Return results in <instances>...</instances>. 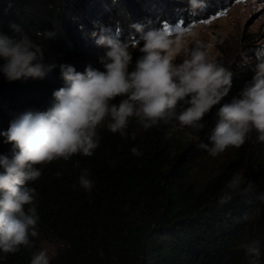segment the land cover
I'll list each match as a JSON object with an SVG mask.
<instances>
[{
    "label": "trees",
    "instance_id": "trees-1",
    "mask_svg": "<svg viewBox=\"0 0 264 264\" xmlns=\"http://www.w3.org/2000/svg\"><path fill=\"white\" fill-rule=\"evenodd\" d=\"M149 2L183 9L182 15L189 16L187 0ZM146 5L145 0H0V33L11 36L10 25L21 26L43 47L44 63L57 65L43 80L9 82L0 74V133L25 111L52 107L53 92L64 86L60 64L79 72L89 64L103 70L98 58L106 50L90 33L103 25L116 34L119 26V39L127 40L133 37L131 23L137 17L153 23ZM37 31L55 35L38 37ZM257 41V33H243L236 50L225 49L217 59L231 68L233 83L205 116L203 130L161 122L144 131L133 120L127 137L101 129L100 147L92 157L38 165L42 176L32 186L39 195V237L31 250L0 252V264H30L31 252L41 249V241L59 243L50 264H248L241 245L252 240L260 242L264 264V142L253 132L239 149L217 157L198 146L208 143L218 108L239 95L252 80L257 58L264 59L250 48ZM140 55L138 48L133 51L130 71ZM245 58L251 63H243ZM4 140L0 136V154H10L11 145ZM133 147L143 155L134 156ZM207 158L216 163L209 165ZM77 160L80 168L73 167ZM85 167L94 182L91 191L79 186ZM235 174L244 180L221 203Z\"/></svg>",
    "mask_w": 264,
    "mask_h": 264
},
{
    "label": "clouds",
    "instance_id": "clouds-1",
    "mask_svg": "<svg viewBox=\"0 0 264 264\" xmlns=\"http://www.w3.org/2000/svg\"><path fill=\"white\" fill-rule=\"evenodd\" d=\"M253 6L257 0H246ZM207 0H188L187 11L198 16L207 8ZM82 27V26H81ZM136 39L121 40L111 28L98 25V47L104 48L99 63L103 70L87 65L83 72L74 66L60 64L64 86L53 92L54 104L46 111L27 110L10 122L7 131L0 133L10 144V154H0V252L15 254L33 249L39 237L37 189L32 183L42 176L38 165H49L74 156L92 157L100 147V130L106 128L121 137L129 135L130 122L135 120L144 131L159 125L178 122L180 127L195 131L205 128V116L220 104L232 88L234 73L210 54L212 45L196 41L182 51L173 48L179 38L191 35L192 29L173 39L170 34L131 25ZM12 35L0 33V74L9 81L45 79L57 65L44 63L43 47L21 26L10 25ZM36 35L52 38L53 32ZM222 43V41H220ZM142 43V47L139 45ZM141 55L133 63V51ZM176 55H182L176 63ZM243 63L250 64L247 58ZM252 80L246 83L237 97L224 103L216 112V123L208 143L198 146L210 156L217 157L230 148L239 149L253 132L264 142V59L257 58ZM180 109L178 112L177 109ZM136 133H131V139ZM134 156H142L133 147ZM111 163V162H110ZM73 167L80 168L77 160ZM56 175L59 177L60 172ZM88 168H82L79 186L91 191L94 182ZM244 178L235 174L225 185L221 203L231 198L230 191L239 187ZM248 264H261L260 242L252 240L241 245ZM30 264H50L47 249L31 252Z\"/></svg>",
    "mask_w": 264,
    "mask_h": 264
},
{
    "label": "rangeland",
    "instance_id": "rangeland-1",
    "mask_svg": "<svg viewBox=\"0 0 264 264\" xmlns=\"http://www.w3.org/2000/svg\"><path fill=\"white\" fill-rule=\"evenodd\" d=\"M262 2L264 0H257V5ZM145 3L148 7L146 14L154 18L153 23L149 22L150 19L137 17L131 24H144L145 30L148 28L161 30L166 35L170 34L173 39H176L178 34L192 29L191 35L179 38L178 44L173 48L174 55L177 47L182 51L183 48H191L196 41H200L205 45H212L210 54L214 59H218L225 49L227 51L236 50L239 46L238 40L243 33H257L258 41L251 43L250 48L264 54V7H257L253 10V6L246 3V0H207L208 6L203 13L198 16L190 14L187 16L182 15L181 12L184 10L180 8L155 6L149 0H145ZM184 7L188 9V0ZM129 38L134 40L137 34L134 32L133 37L129 35L127 39ZM182 60V55H176V63H181ZM207 159L210 162L209 165L216 163L213 158ZM208 168L206 166L205 170H202L201 176ZM58 244L55 241H41L40 243L41 248L47 249L49 258L55 253Z\"/></svg>",
    "mask_w": 264,
    "mask_h": 264
}]
</instances>
